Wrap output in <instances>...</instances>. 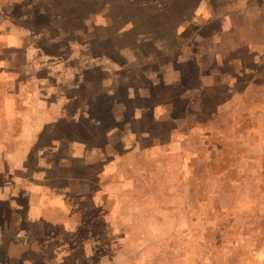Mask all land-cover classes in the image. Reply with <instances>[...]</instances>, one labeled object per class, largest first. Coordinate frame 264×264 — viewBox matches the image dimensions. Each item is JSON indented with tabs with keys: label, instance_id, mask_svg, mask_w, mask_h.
<instances>
[{
	"label": "rangeland",
	"instance_id": "rangeland-1",
	"mask_svg": "<svg viewBox=\"0 0 264 264\" xmlns=\"http://www.w3.org/2000/svg\"><path fill=\"white\" fill-rule=\"evenodd\" d=\"M6 114L0 198H78L73 243L111 264H264V0H0ZM15 203L12 234L33 225Z\"/></svg>",
	"mask_w": 264,
	"mask_h": 264
},
{
	"label": "crops",
	"instance_id": "crops-1",
	"mask_svg": "<svg viewBox=\"0 0 264 264\" xmlns=\"http://www.w3.org/2000/svg\"><path fill=\"white\" fill-rule=\"evenodd\" d=\"M14 104L15 100L12 99H5L3 103L4 106ZM1 117L0 121L2 123L8 122L11 118L9 114ZM2 131L5 132L1 130V133H3ZM8 133L9 131L6 134ZM1 146L2 144L0 147ZM15 177L18 178L19 176ZM3 185H10V182L7 181L5 184L1 183L0 186L3 188ZM17 196H12L14 197L12 200L8 192H2L0 201H2L3 204L5 203V205L1 207L0 211L2 213L8 211L10 202L16 201L17 203H15V207L12 211L17 218V226L22 222L20 219H29L26 223H33V225L23 230L19 228L15 234H12L8 226L3 223L0 224V264H111L116 260L114 257L111 259L109 253L104 254L103 252L94 251L91 241L89 240L83 241L84 239H82L79 243H73V241H71V237H69L68 234L73 232L74 229L81 227L77 222L78 213L81 212L78 210L74 212L72 210L76 202L75 200L79 201L78 198L74 199L73 195L70 196L61 193L60 195L54 194L53 197L48 199L46 195L43 194L42 197L40 195V207H44L42 206V202L46 201L45 206L49 207L50 205L52 208L44 213L40 208L37 212L32 214L27 210L23 212L22 205L19 203V199L22 196ZM31 231L35 234L40 233L41 236L44 234L43 240L40 242H36V240L35 242H30ZM11 234L13 240L17 241L16 243L13 242V247L5 243V241H7L6 239L10 240ZM103 251H106V249Z\"/></svg>",
	"mask_w": 264,
	"mask_h": 264
}]
</instances>
